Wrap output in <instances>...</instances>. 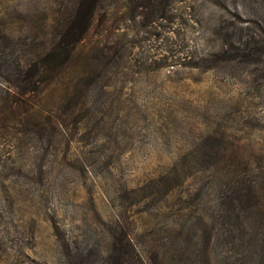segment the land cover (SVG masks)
I'll return each instance as SVG.
<instances>
[{
    "label": "rangeland",
    "instance_id": "rangeland-1",
    "mask_svg": "<svg viewBox=\"0 0 264 264\" xmlns=\"http://www.w3.org/2000/svg\"><path fill=\"white\" fill-rule=\"evenodd\" d=\"M112 234L264 264V0H0V264H109Z\"/></svg>",
    "mask_w": 264,
    "mask_h": 264
},
{
    "label": "trees",
    "instance_id": "trees-1",
    "mask_svg": "<svg viewBox=\"0 0 264 264\" xmlns=\"http://www.w3.org/2000/svg\"><path fill=\"white\" fill-rule=\"evenodd\" d=\"M57 46L59 50L65 51L63 46L59 45V43L57 44ZM50 52L51 53H48L46 55V58L44 57V59L41 61V67H44L46 70L52 71L61 67L62 63L59 62V57L54 59V55H52L54 51L50 50ZM18 82V84L21 86L20 88H23L22 90L25 91V93L33 92L35 87L33 83L29 82L26 78H23L21 81ZM111 239L112 244L110 249V255L108 256L109 264H131V260L132 263L137 261L139 262V264H148L147 262L142 261L141 258H136V256L134 257V253L130 245L129 239L126 236L123 235L122 240L119 237L115 236V234H112Z\"/></svg>",
    "mask_w": 264,
    "mask_h": 264
}]
</instances>
